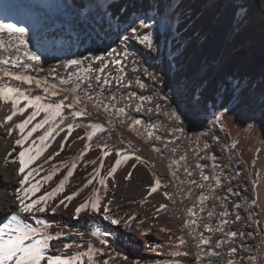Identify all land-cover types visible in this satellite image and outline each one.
I'll use <instances>...</instances> for the list:
<instances>
[{
  "label": "bare ground",
  "instance_id": "1",
  "mask_svg": "<svg viewBox=\"0 0 264 264\" xmlns=\"http://www.w3.org/2000/svg\"><path fill=\"white\" fill-rule=\"evenodd\" d=\"M138 17L151 18L148 23L153 25L158 50L148 51L134 41L129 47L143 66L157 76L159 83L154 84L145 78L143 67L132 72L128 64V76L132 78L133 86L121 88L117 95L121 92L151 95L153 103H145L144 109H155L159 104L161 113L171 111L175 104L182 105L186 115L178 126L184 131L177 133L180 139L175 140L168 135L169 129L176 126L174 120L163 114L157 116L155 111H135L134 104L127 108L123 125L116 117L93 111L84 123H100L107 129L106 120L112 119L115 130L98 133L94 138L91 150L77 161V168L64 194L86 182L93 168L99 165L100 151L95 146L96 142L106 143L113 151L103 158L101 175L114 163L116 150L140 157L139 163L129 160L118 168L116 187H111L110 180L105 197L113 200V214L125 218L135 214L137 219L132 221L131 228H113L100 216L73 219L75 205L90 194L91 185L67 209L61 206L56 214H46L43 218L53 225V232L60 230L72 234L68 242L78 241L85 248L89 241L97 248L103 247L99 239L89 234L90 231H112L114 235L106 237L109 241L107 254L101 258L111 257L110 264H164L175 259H179L181 264H198V260L203 264H226L229 258L234 260V264H241V258L248 256L254 259L252 262L245 259L244 264H264V119L260 108L264 98V0H0V23L25 27L29 50L41 56V62L36 66L38 70L30 74L49 81L53 76L57 81L60 77L67 78L72 70H65L63 64L69 59L107 56L111 48L120 47L121 34L128 35L126 29H129L131 21L138 24ZM15 55L22 57L23 52ZM54 68L56 72L52 71ZM137 77L147 84L145 90L135 86ZM234 91L245 102L234 108L230 115L226 114L222 125L211 127L208 118L212 115L213 103L221 96L226 102ZM158 93L169 97V100L159 99ZM196 95L200 97L198 103L194 102ZM9 108L8 105H0V122L10 114ZM139 118L142 125L129 131L128 124ZM253 118L255 124L252 123ZM154 124L163 125L156 135L161 136L164 142L172 141L167 148L161 141L147 139L144 128L151 129ZM205 130L208 135L201 137L198 143L203 145L207 141L209 147L200 151L196 148V138ZM84 132L83 128L74 131L64 150L44 164V169L72 162L85 143L73 138L83 136ZM39 134L34 133V136ZM213 136L217 139H212ZM14 138L15 133L8 137L5 130L0 129V218L17 208L13 194L22 177L16 174L18 164L4 160L12 149ZM59 140L57 137V142H53L45 156L59 150ZM154 147L158 150L154 151ZM172 148L176 149L174 153ZM15 155L13 152L9 159H14ZM212 156L216 157L215 161ZM87 160H97V165L86 164ZM133 163L137 166L130 169L128 165ZM170 165L178 177L174 182L169 174ZM185 167L191 171V176L187 175ZM66 171V168L62 169L50 186H54ZM127 171H133V176L126 181ZM213 172L220 178L219 186L211 179L207 182L201 179L202 173L211 176ZM43 175L41 172V177ZM157 179L162 186L148 196L149 186ZM191 180L206 186L199 188L189 183ZM165 192L171 194V199L165 198ZM202 193L210 197L205 202L204 211H200L196 204ZM146 196L147 200L141 206ZM236 203L240 204L239 209L234 207ZM160 204L167 205V209L156 213ZM189 208L193 209L194 216L188 215ZM208 211L214 212L211 218ZM223 212H228V215L222 216ZM237 214L241 216L239 221L235 220ZM224 219L229 221L225 231H237L244 236L238 235L235 240H228L215 248V241L226 240V237L220 232L206 231L205 226L219 224ZM185 221L195 223L184 228ZM161 228L169 231H161ZM142 232L146 234L142 235ZM249 232L253 235L247 236ZM76 233H83V239ZM180 237L185 241L181 250L189 255L171 257L169 254ZM201 238L212 243L199 245ZM63 242L54 241L53 245L61 247ZM232 247L237 252L229 256L228 249ZM253 248L255 250L250 251ZM209 251L213 255L205 254Z\"/></svg>",
  "mask_w": 264,
  "mask_h": 264
},
{
  "label": "snow or ice",
  "instance_id": "2",
  "mask_svg": "<svg viewBox=\"0 0 264 264\" xmlns=\"http://www.w3.org/2000/svg\"><path fill=\"white\" fill-rule=\"evenodd\" d=\"M149 19L151 18L138 17V24L136 21H131L129 29H126L128 35L121 34L120 47L111 48L107 56L92 55L84 56L82 59L67 60L63 64V68L72 71L68 72L67 78L60 77L58 81L56 76H53L52 81H49L31 75L32 71L38 70L36 66L40 64L41 56L37 52L29 50V41L25 38L26 28L16 26L13 23H0V105L10 106V114L6 115L0 122V129H4L8 137H13L15 133L12 149L7 152L4 160L6 163L18 164L16 174L22 177L18 181L19 187L15 189L13 194L17 205L16 210H12L10 214L0 218V264H110L111 257L109 259L101 258L107 254L109 241L106 237L114 235L112 231H90L89 234L99 239V243L103 247L97 248L89 241L85 248L78 241L68 242L69 236L72 234H65L60 230L53 232V225L43 217L46 214H56L61 206L67 209L69 204L91 185L90 194L83 197L75 205L73 219H80L82 216H100L113 228L120 226L131 228L132 221L137 219L135 214L126 216V218L113 214L111 210L113 200L105 197L109 191L110 180L111 187H116L115 173L118 168L127 164L129 160H135L139 163L140 157L127 151L116 150L114 163L101 175V169L104 168L103 158L111 155L113 151L108 148L106 143L101 145L99 141L96 142L95 146L100 151L99 165L93 168V171L86 178V182L70 193L64 194L70 183V178L77 168V161L82 160L91 150L94 138L98 133L115 130L112 119L106 120L107 129L100 123H84V120L92 116L93 111L103 112L107 117H116L119 119V123L123 125L127 108L133 107L134 104L135 111L146 110L149 113L155 111L157 116L163 114L170 120H174L176 126L169 129L168 135L174 137L175 140L180 139L177 133H182L184 129L178 125L183 122L186 115L182 105L175 104L171 111L161 113L159 104L155 105V109L152 107L144 109L145 103L149 105L153 103V96L151 95L143 96L131 92L127 94L121 92L119 96L117 95L121 88L133 86V80L128 76V64L131 65L132 72H138L143 67L144 77L151 79L154 84L159 83L157 76L150 72L148 67L143 66L137 54L129 47L130 42L134 41L148 51L158 50L154 40L153 25L148 23ZM21 51L23 52L22 57L15 55ZM52 71L56 72V69L54 68ZM134 84L140 90H145L147 87V84L140 77L135 78ZM33 92L37 94L33 95ZM158 95L161 100H169V97L162 93H158ZM199 99V95H196L194 102L198 103ZM121 102H125L124 105L118 106ZM244 102L243 97L235 91L226 102L222 96L219 97L213 103L212 115L208 118L211 127L214 128L217 124L222 125L226 114L230 115L234 108L239 107ZM260 108L261 117L264 119V98L261 100ZM16 117H20V119L14 120ZM38 117L39 119H37ZM252 123H256L254 118ZM137 125H142V121L133 120L132 123L128 124V130L134 131ZM160 127L163 125L154 124L151 129L145 127L144 133H146L147 139L154 138L161 141L163 146L167 148L168 143L172 141L164 142L161 136L156 135V131ZM81 128L85 129L84 135L76 136L73 139L84 140L85 143L74 160L59 166L50 165L45 170L44 164H48L56 156H59L69 142V137L74 131ZM34 133L40 134L34 136ZM61 133L65 134L61 136ZM207 135L208 132L205 130L199 133L196 138V148H199L200 151H206L209 147L207 141L203 145L198 143L201 137ZM57 137H60L58 141L59 150L45 156V152L48 151L53 142H57ZM212 139H217V137L213 136ZM17 149H19L18 152ZM153 150L157 151L158 149L154 147ZM171 151L174 153L176 149L172 148ZM13 152H16V155L14 159L10 160L9 157H12ZM42 157L43 160L41 161ZM181 159L184 158L181 157ZM215 159L216 157L212 156V160L215 161ZM37 161H41V163L32 167ZM137 163L130 164L128 167L135 169ZM86 164L97 165V160H87ZM64 168L67 169L66 173L54 186H50V182ZM184 170L188 176L192 175L187 167ZM41 172H44L42 177ZM169 174L173 182L178 178L171 165L169 166ZM132 176L133 171H127L124 179L127 181ZM37 177L40 178L37 179ZM201 179L205 182L211 179L217 186L221 183L215 172L211 176L202 173ZM180 183H184V181H180ZM189 183L196 184L199 188L206 186L203 183L197 184L195 180H191ZM161 186V181L155 180L149 186L150 190L147 195L151 196L156 193ZM38 193L40 195H37ZM164 196L166 199H171L170 193L165 192ZM209 199L210 197L203 193L197 197L196 204L200 207V211L205 210V202ZM146 200L147 196L141 201V206ZM234 207L239 209L240 204L236 203ZM166 209L167 205L160 204L156 208V213ZM187 212L189 216L195 215L192 208L187 209ZM207 215L211 218L214 212L208 211ZM221 215L227 216L228 212H223ZM240 219L241 216L237 214L235 220L239 221ZM139 223L142 224L143 221H139ZM194 223L195 221H185L184 228H190ZM228 223L229 221L224 219L219 224L205 226L206 231L220 232L226 237V240L223 241L216 240L215 248L221 247L228 240H235L238 235L244 236L243 233L237 231H225V226ZM161 231L169 230L161 228ZM141 234L146 233L142 232ZM75 235H79L81 240L83 239V233H76ZM252 235L251 232L247 233V236ZM61 240L64 241L61 247L53 245L54 241ZM178 241L179 243L174 246V250L169 255L175 258L188 256V252L181 250L185 241L182 237L178 238ZM211 243V241L203 238L199 241V245L207 246ZM254 250V248L250 249V251ZM236 252L235 247L228 249L229 256ZM205 254L211 256L213 252L209 251ZM216 254L218 255V253ZM124 258L127 259V257ZM245 259L252 262L254 258L252 256L242 257L241 264H244ZM164 264H181V262L179 259H175L165 261ZM198 264H203V261L198 260ZM226 264H234V260L229 258Z\"/></svg>",
  "mask_w": 264,
  "mask_h": 264
},
{
  "label": "water",
  "instance_id": "3",
  "mask_svg": "<svg viewBox=\"0 0 264 264\" xmlns=\"http://www.w3.org/2000/svg\"><path fill=\"white\" fill-rule=\"evenodd\" d=\"M139 120H140V121H142V119H141V118H140Z\"/></svg>",
  "mask_w": 264,
  "mask_h": 264
}]
</instances>
